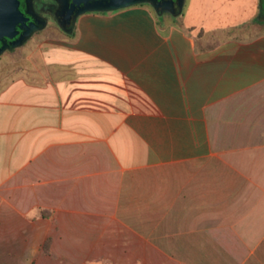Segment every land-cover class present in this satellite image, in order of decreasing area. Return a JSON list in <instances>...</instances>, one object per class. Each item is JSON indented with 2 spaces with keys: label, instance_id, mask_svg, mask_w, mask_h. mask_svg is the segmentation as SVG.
Instances as JSON below:
<instances>
[{
  "label": "crops",
  "instance_id": "obj_1",
  "mask_svg": "<svg viewBox=\"0 0 264 264\" xmlns=\"http://www.w3.org/2000/svg\"><path fill=\"white\" fill-rule=\"evenodd\" d=\"M252 2L248 28L86 11L0 62V264H264Z\"/></svg>",
  "mask_w": 264,
  "mask_h": 264
},
{
  "label": "rangeland",
  "instance_id": "obj_2",
  "mask_svg": "<svg viewBox=\"0 0 264 264\" xmlns=\"http://www.w3.org/2000/svg\"><path fill=\"white\" fill-rule=\"evenodd\" d=\"M252 1L253 0H183L182 6L178 8L176 12L181 14V16L177 17L176 21L185 27L195 21L196 23L203 25L206 29H209L212 26L225 25L231 22L235 24V22L241 21L246 22L245 25L248 28L247 25L248 23H251V19L253 17ZM31 3L36 14L43 19V28L33 34V36H31L28 40L18 45L17 48L11 47L4 50L0 54V62L8 58L10 54L13 55L19 52L27 53L30 47L37 45L43 39L49 37L60 38L68 35V32L58 24L56 19L53 9L55 0H33ZM144 3H146V1H144ZM149 5L151 4L149 3ZM153 8L159 18H162L163 12H166V10H160L155 7ZM189 12L197 13L198 16L190 17L187 15ZM250 27L249 28L252 29L253 26ZM235 31H237V29ZM246 32H248V30ZM217 33L221 35L220 32Z\"/></svg>",
  "mask_w": 264,
  "mask_h": 264
},
{
  "label": "water",
  "instance_id": "obj_3",
  "mask_svg": "<svg viewBox=\"0 0 264 264\" xmlns=\"http://www.w3.org/2000/svg\"><path fill=\"white\" fill-rule=\"evenodd\" d=\"M63 8H69V12L76 9L77 16L86 11L117 9L133 4L148 1L155 8L160 6V10L174 12V8L170 4H165L164 0H56ZM163 1V2H162ZM182 2V0H181ZM19 0H0V53L10 47L20 45L22 39L27 37L32 27H36V20H29L19 7ZM28 21V22H27ZM17 36V37H16ZM15 37V38H14ZM10 39V42L5 41ZM13 39V40H12Z\"/></svg>",
  "mask_w": 264,
  "mask_h": 264
},
{
  "label": "flooded vegetation",
  "instance_id": "obj_4",
  "mask_svg": "<svg viewBox=\"0 0 264 264\" xmlns=\"http://www.w3.org/2000/svg\"><path fill=\"white\" fill-rule=\"evenodd\" d=\"M19 1H20V5H19L20 9L22 11H24L25 15H27L29 17L28 21H31V20L34 19V20H36V24H37L36 27H32L33 29L31 31V33L27 37H24L22 39L21 42L23 43L26 40H28L31 36H33V34H35L38 31H40L43 28L44 23H43V19L36 14L35 10L32 7V3L31 2L33 0H19ZM164 1H166L165 4H170L171 7L174 8L175 11L178 8H180L181 5H182L181 0H164ZM151 5L154 7V5L152 3H151ZM53 9H54L55 16H56V19L58 21V24L65 31L69 32L70 28L73 25V21L75 19L76 9H73L71 12H69V8H67V7H65V8L63 7L62 8L56 0H55V5H54ZM158 9H160V6L158 7ZM5 41L10 42V39H5Z\"/></svg>",
  "mask_w": 264,
  "mask_h": 264
},
{
  "label": "trees",
  "instance_id": "obj_5",
  "mask_svg": "<svg viewBox=\"0 0 264 264\" xmlns=\"http://www.w3.org/2000/svg\"><path fill=\"white\" fill-rule=\"evenodd\" d=\"M72 28V27H71ZM71 28H70V30H71ZM11 48V47H10Z\"/></svg>",
  "mask_w": 264,
  "mask_h": 264
}]
</instances>
